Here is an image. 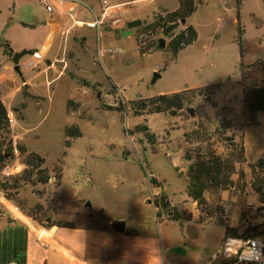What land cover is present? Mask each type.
Segmentation results:
<instances>
[{"label":"rangeland","instance_id":"rangeland-1","mask_svg":"<svg viewBox=\"0 0 264 264\" xmlns=\"http://www.w3.org/2000/svg\"><path fill=\"white\" fill-rule=\"evenodd\" d=\"M107 1L129 4L123 7L132 11L112 27L96 30L75 25L94 18L84 6L61 27L52 24L53 15L39 0H0V43L13 55L25 52L20 63L45 52L26 74L3 78L12 87L4 103L13 119L5 145L11 141L13 149L21 146L39 155L50 178L45 186L31 183L33 177L26 182V155L12 151L0 169V196L42 228L57 221L74 223L75 208L94 223L123 221L135 232L128 237L130 249L148 254L147 262L221 264L224 227L238 235L264 233V206L251 188L250 170L264 162V112L255 125L246 122L241 83L243 73L248 83L264 85V0H194L186 25L193 26L197 39L175 58L166 46L184 25L169 37L143 28L176 10L178 0ZM84 4L97 12L94 0ZM136 20L140 26L124 36L127 24ZM59 25L60 36L49 42ZM11 58L0 46V74L9 69ZM24 68L13 66L19 72ZM208 87H214L213 98ZM185 90L192 92L178 113L138 117L131 111L138 100ZM142 125L148 132H138ZM71 127H78L81 136L67 137L65 129ZM241 137L245 162L236 167L241 179L234 176L235 188L208 192L204 205L196 206L187 196L186 179L195 152L228 155L227 139L236 144ZM6 167L12 169L9 176ZM255 174L263 180L261 170ZM161 195L169 209L160 210L158 219L152 199Z\"/></svg>","mask_w":264,"mask_h":264},{"label":"trees","instance_id":"trees-1","mask_svg":"<svg viewBox=\"0 0 264 264\" xmlns=\"http://www.w3.org/2000/svg\"><path fill=\"white\" fill-rule=\"evenodd\" d=\"M240 1V0H238ZM195 11L194 0H178V8L171 12H164L157 16L155 21L143 28L145 32L151 30H159L165 37L171 36L178 28L179 24L184 25V29L178 34L174 35L170 39L166 46V49L170 50L173 57L182 51L187 46H190L197 39V33L192 25H186L187 20ZM241 33V31H240ZM137 41V40H136ZM0 46L4 48V52L9 54L11 58L12 52L5 43H0ZM159 47V46H158ZM140 50V49H139ZM149 50V49H148ZM141 54H144L140 50ZM260 62H257L259 64ZM256 64V63H255ZM254 64V65H255ZM253 66V65H252ZM246 76L242 73V87H243V105L245 111L246 122L250 125L256 124V116L264 112V85L258 84V82L246 81ZM209 94L214 96V87H208ZM192 90H185L177 93H171L166 95H158L152 98L138 100L132 104L131 111L134 116H143L144 114H162V113H178L182 111L188 101V94ZM8 112L2 103L0 95V169L12 158V142L8 141L5 145L6 137L4 135L9 134ZM140 131L148 132V128L145 125L136 127ZM136 129V130H137ZM65 134L69 138L80 137V131L78 127H71L65 129ZM4 138V140H1ZM229 145L232 146V151L228 155H218L214 151H196L194 161L188 166L186 170L187 179V196L196 204V206L204 205L205 194L227 192L230 188H235L234 176H238L241 179V174L236 173V167L245 162L244 148L242 144V137L240 142L234 143L232 139H229ZM20 155H26L23 159V165L25 167L22 176L29 182V179L33 180L31 183L40 184L45 186L49 183L50 178L46 169L42 168L44 163L43 159L35 153H26L23 147H16ZM186 161L190 162L188 157H184ZM259 169L263 172V180L259 179L255 174V170ZM252 172L251 188L258 197V202L264 206V162L257 161L254 165L250 166ZM60 171L56 174L55 179L60 177ZM17 182V181H16ZM150 184L155 185V181L150 179ZM4 184L1 185L3 189ZM5 192V191H4ZM153 205L156 209V217L160 218V210H168L169 203L165 196L153 197ZM173 221L177 219L173 218ZM57 227L60 229H70L73 224L68 222H51L47 224V227ZM223 226V225H222ZM224 227V226H223ZM225 228V238H245L262 235L263 233H245L238 235L234 229Z\"/></svg>","mask_w":264,"mask_h":264},{"label":"crops","instance_id":"crops-1","mask_svg":"<svg viewBox=\"0 0 264 264\" xmlns=\"http://www.w3.org/2000/svg\"><path fill=\"white\" fill-rule=\"evenodd\" d=\"M94 1L98 8L97 12L95 11L96 13L93 11L92 7H89L86 4L87 7H84L91 12L93 16H98L100 13L99 1ZM123 5H120V7ZM115 7H119V5ZM131 11L132 8H129V11L127 10L125 12V17L131 13ZM65 20H59L60 25L63 23L61 27H64ZM119 20L122 19L120 18L115 22L117 23ZM51 22L56 23L58 20L54 19ZM60 25L56 28L52 37H50L51 33L49 34V42L50 40L54 41L55 38L60 36L58 31ZM109 27L112 26L110 25ZM87 28L95 29L91 27ZM82 39L86 40L83 36ZM38 54L39 53H36V55H34L35 58H31L28 62L20 63L19 59L18 64H20L21 68L26 66L20 72H18L20 69L13 70L14 64L11 59H9L11 66L6 72L0 74V84L2 86L1 100L6 108L7 105L4 103V100L6 98L9 99L8 94L9 91L12 93V90H10L12 87H10L7 82L3 81V78L9 73L19 75L25 71L26 74V70H28L31 65L34 67L36 63L41 61V59H45V52L39 58L36 57ZM53 63L54 62H52V65ZM25 84L29 86V80H27L24 85ZM15 92H19L18 87L14 88V93ZM14 138L16 139L17 137ZM0 201L2 203L0 207V264L156 263L155 260L147 262L150 258L149 255L138 252V248L133 247L130 249L131 246H129L128 237L135 236V232L124 227L123 233H115L111 228V225L115 221L109 222V225L106 223H94L86 211H79V208H75L74 214L78 217L74 223L71 221L68 222L73 224L72 228L60 229L55 226L42 228L28 220L20 210L11 203L5 201L1 196ZM116 234H120L121 237H116ZM214 258L216 257L214 256Z\"/></svg>","mask_w":264,"mask_h":264},{"label":"built area","instance_id":"built-area-1","mask_svg":"<svg viewBox=\"0 0 264 264\" xmlns=\"http://www.w3.org/2000/svg\"><path fill=\"white\" fill-rule=\"evenodd\" d=\"M83 1L84 0H39L44 10L53 15L50 20L55 19L58 21H64L70 17L77 7L86 6ZM98 1L100 5L99 15L94 16L91 22L84 23L76 21L75 25H85L99 30L104 25H112L128 10L127 7L123 6H111L107 0ZM8 123H13L10 114L8 115ZM13 154L15 156L18 155V151L15 147L13 149ZM11 172L12 169L9 167L4 169L5 176H9ZM219 256L221 264H264V233L253 237H228L224 239L219 251Z\"/></svg>","mask_w":264,"mask_h":264},{"label":"water","instance_id":"water-1","mask_svg":"<svg viewBox=\"0 0 264 264\" xmlns=\"http://www.w3.org/2000/svg\"><path fill=\"white\" fill-rule=\"evenodd\" d=\"M140 21L136 20V21H131L127 24L126 26V31L124 32V36L130 35L133 32V29H135L136 27L140 26ZM0 42H2L0 40ZM164 46V41L161 40L160 41V45L159 47L162 48ZM25 54V52H21V53H15L12 58L11 61L13 62L14 65H18V60ZM46 65H50V61H46ZM158 77V74H155V78ZM190 113H192V109L189 108L188 109ZM229 140V139H227ZM112 230L115 233H123L124 232V222L123 221H115L112 225H111ZM172 252L174 253H179L180 250L178 248H173L171 249Z\"/></svg>","mask_w":264,"mask_h":264},{"label":"bare ground","instance_id":"bare-ground-1","mask_svg":"<svg viewBox=\"0 0 264 264\" xmlns=\"http://www.w3.org/2000/svg\"><path fill=\"white\" fill-rule=\"evenodd\" d=\"M56 23H59V21L58 22H56ZM55 22H53L52 24H56ZM18 70V69H17ZM18 72H19V70H18Z\"/></svg>","mask_w":264,"mask_h":264}]
</instances>
